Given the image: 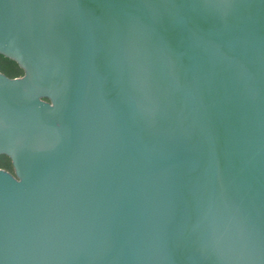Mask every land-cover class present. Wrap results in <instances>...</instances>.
Instances as JSON below:
<instances>
[{
    "label": "water",
    "instance_id": "1",
    "mask_svg": "<svg viewBox=\"0 0 264 264\" xmlns=\"http://www.w3.org/2000/svg\"><path fill=\"white\" fill-rule=\"evenodd\" d=\"M0 264H264V0H0Z\"/></svg>",
    "mask_w": 264,
    "mask_h": 264
},
{
    "label": "trees",
    "instance_id": "2",
    "mask_svg": "<svg viewBox=\"0 0 264 264\" xmlns=\"http://www.w3.org/2000/svg\"><path fill=\"white\" fill-rule=\"evenodd\" d=\"M0 71L9 77H17L24 75L23 69L15 61L0 54ZM0 168L6 169L11 173H15L11 159L6 155L0 156Z\"/></svg>",
    "mask_w": 264,
    "mask_h": 264
}]
</instances>
